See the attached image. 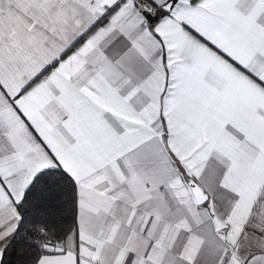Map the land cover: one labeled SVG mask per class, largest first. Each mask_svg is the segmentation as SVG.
<instances>
[{"label":"snow or ice","instance_id":"obj_1","mask_svg":"<svg viewBox=\"0 0 264 264\" xmlns=\"http://www.w3.org/2000/svg\"><path fill=\"white\" fill-rule=\"evenodd\" d=\"M0 264H264V0H0Z\"/></svg>","mask_w":264,"mask_h":264}]
</instances>
